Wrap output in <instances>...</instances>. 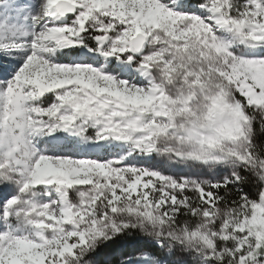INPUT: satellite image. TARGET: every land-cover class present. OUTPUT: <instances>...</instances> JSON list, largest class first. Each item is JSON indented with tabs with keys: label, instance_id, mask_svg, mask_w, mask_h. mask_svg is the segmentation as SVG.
<instances>
[{
	"label": "snow or ice",
	"instance_id": "snow-or-ice-1",
	"mask_svg": "<svg viewBox=\"0 0 264 264\" xmlns=\"http://www.w3.org/2000/svg\"><path fill=\"white\" fill-rule=\"evenodd\" d=\"M0 264H264V0H0Z\"/></svg>",
	"mask_w": 264,
	"mask_h": 264
}]
</instances>
